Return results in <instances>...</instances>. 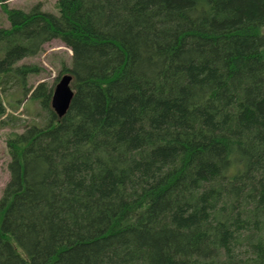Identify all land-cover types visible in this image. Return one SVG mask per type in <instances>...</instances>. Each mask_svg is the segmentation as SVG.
I'll use <instances>...</instances> for the list:
<instances>
[{"label": "trees", "instance_id": "16d2710c", "mask_svg": "<svg viewBox=\"0 0 264 264\" xmlns=\"http://www.w3.org/2000/svg\"><path fill=\"white\" fill-rule=\"evenodd\" d=\"M55 7H3L1 79L59 40L73 96L7 138L0 264H262L264 0Z\"/></svg>", "mask_w": 264, "mask_h": 264}, {"label": "rangeland", "instance_id": "374dc122", "mask_svg": "<svg viewBox=\"0 0 264 264\" xmlns=\"http://www.w3.org/2000/svg\"><path fill=\"white\" fill-rule=\"evenodd\" d=\"M57 0H5L0 3V29H9L3 7L19 9L29 12L33 7L39 6L42 12L57 14L55 7ZM6 51V46L0 43V59ZM72 65V53L59 40H52L42 46L34 56L23 58L16 62L15 67L31 66L36 68L35 73L22 78L0 77V101L6 110L5 116L0 119V198L9 180L6 141L11 133H21L30 125L43 127L48 122V114L41 108L40 102L30 100L32 91L40 84L45 83L49 87L58 83L65 74L62 67L70 68ZM56 79H58L56 81ZM24 82L26 91H22ZM27 90H30L27 92Z\"/></svg>", "mask_w": 264, "mask_h": 264}, {"label": "water", "instance_id": "95a60500", "mask_svg": "<svg viewBox=\"0 0 264 264\" xmlns=\"http://www.w3.org/2000/svg\"><path fill=\"white\" fill-rule=\"evenodd\" d=\"M71 80L70 75H63L52 91L50 108L58 117H62L66 113L72 99L73 92L70 89Z\"/></svg>", "mask_w": 264, "mask_h": 264}]
</instances>
